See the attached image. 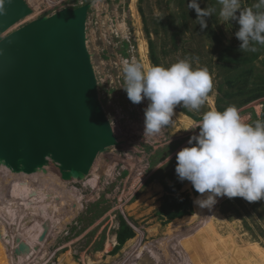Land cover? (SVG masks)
<instances>
[{
  "label": "rangeland",
  "instance_id": "374dc122",
  "mask_svg": "<svg viewBox=\"0 0 264 264\" xmlns=\"http://www.w3.org/2000/svg\"><path fill=\"white\" fill-rule=\"evenodd\" d=\"M29 1L34 13L8 32L65 6L86 1L95 3L90 18L89 45L100 80L101 98L117 132L126 142L102 155L95 172L81 182L63 181L55 167L48 175L16 173L17 179L12 182L1 169L0 264H146L149 261L151 264H215L213 256L219 253L206 252L205 242L219 247L223 259L220 261L224 264L234 261L264 264V200L249 203L240 197H217V203L207 209L206 214L202 212L185 225L173 224L158 214L168 194L165 187L159 179L148 182L152 174L160 172L176 158L190 137L198 135L196 126L201 120H194L187 112L202 116L216 109V87L221 79L216 64L218 50L232 42L240 45L235 36L238 22L221 21L217 0H198L201 8L217 9L218 23L212 26L207 23L204 29L196 21L195 10L187 7L190 0L183 4L180 0ZM254 3L255 0H242V7H251ZM184 11L183 20L180 17ZM172 12L179 18L176 22L181 32L176 45L172 30L166 32L156 23ZM145 19L151 35L146 30ZM210 28L219 35V41L214 40ZM263 57L264 52L256 62L259 64L258 60ZM182 59L190 61L193 68L208 71L213 86L206 102L199 111L177 105L170 125L157 135L143 137L147 101L133 104L121 88L123 63L135 61L168 66ZM263 109L264 97H261L238 110L246 122L252 123ZM165 173L164 169L160 172ZM27 175L30 186L24 182ZM184 192L193 200L200 196L189 181L181 186L179 194ZM59 202L60 207L56 209ZM45 203L51 206L45 205L42 212L41 204ZM27 208L29 211L24 212ZM120 217L133 227L135 235L115 250ZM152 224L157 227L156 232H152ZM43 226L48 228H43H47V232L45 239L40 240ZM203 229L204 235H198ZM182 232L185 234H180ZM20 241L28 244L30 250L16 254Z\"/></svg>",
  "mask_w": 264,
  "mask_h": 264
},
{
  "label": "water",
  "instance_id": "95a60500",
  "mask_svg": "<svg viewBox=\"0 0 264 264\" xmlns=\"http://www.w3.org/2000/svg\"><path fill=\"white\" fill-rule=\"evenodd\" d=\"M94 5H68L8 32L35 10L29 0H0V171L48 175L55 167L63 181L81 182L125 144L89 45ZM27 249L20 241L15 252Z\"/></svg>",
  "mask_w": 264,
  "mask_h": 264
},
{
  "label": "clouds",
  "instance_id": "9594fccd",
  "mask_svg": "<svg viewBox=\"0 0 264 264\" xmlns=\"http://www.w3.org/2000/svg\"><path fill=\"white\" fill-rule=\"evenodd\" d=\"M217 2L221 21L239 24L235 32L239 50L256 52L257 45L264 46V0L247 8L242 0ZM187 7L195 10L201 29L207 27L206 18L217 12L214 7L201 8L198 0H190ZM122 71L121 88L128 99L133 104L147 101L143 137L170 125L177 105L199 111L213 86L208 71L193 68L187 59L168 66L125 61ZM196 127L198 135L177 152L175 167L178 179L189 181L200 194L193 203L202 210L211 209L217 197H240L249 203L264 200V120L246 122L235 106H228L206 111Z\"/></svg>",
  "mask_w": 264,
  "mask_h": 264
},
{
  "label": "trees",
  "instance_id": "16d2710c",
  "mask_svg": "<svg viewBox=\"0 0 264 264\" xmlns=\"http://www.w3.org/2000/svg\"><path fill=\"white\" fill-rule=\"evenodd\" d=\"M185 0H180L181 4ZM209 2L213 0H208ZM256 2V0H255ZM216 14L214 13L211 18L207 17V23H212L210 26L214 25L217 22L215 18ZM186 17L185 11L182 13L180 19ZM179 18L174 16V12L170 13L165 19H159L157 25L161 26L164 31L168 32L172 30L173 42L176 45V39L180 35L177 20ZM146 30L148 35H151V30L149 28V23L146 21ZM235 22V21H233ZM185 22L183 26H185ZM186 27V26H185ZM157 31V30H156ZM158 32V31H157ZM210 32L213 35L214 40L219 41V35L210 28ZM152 47L154 43L150 40ZM264 52V46L257 45L256 52L241 51L239 46L232 42L228 45H223L218 50V60L217 66L221 73V79L218 83L217 97H216V109L223 111L228 106H235L237 109L242 108L243 106L249 104L250 102L264 97V57L261 58L259 64L256 62L261 53ZM154 61L157 62V59L154 58ZM188 116L192 117L194 120H201L202 116H197L191 112H187ZM256 117V116H255ZM256 120H264V109L261 115ZM186 146H189L188 144ZM185 147V146H184ZM161 154V153H159ZM163 159V157L161 158ZM177 164L176 158H173L168 162V164L160 169V172L164 169L167 171L165 174H160L156 172L151 175L148 182L158 180L166 189L167 195L165 200L158 210L159 216L166 221L171 223H182L185 225L187 220L194 221L197 219V215L203 212L194 204V213H193V199L189 193H181V186L187 181H180L175 172V167ZM167 180H171L172 183L168 184ZM196 195L199 194L195 190ZM208 193H205L206 197ZM196 197H194L195 199ZM193 213V214H192ZM192 214V215H189ZM186 215V216H185ZM135 235L133 227L125 220L123 217H120V224L116 231L117 245L115 250L120 249L123 244L130 238Z\"/></svg>",
  "mask_w": 264,
  "mask_h": 264
},
{
  "label": "bare ground",
  "instance_id": "6f19581e",
  "mask_svg": "<svg viewBox=\"0 0 264 264\" xmlns=\"http://www.w3.org/2000/svg\"><path fill=\"white\" fill-rule=\"evenodd\" d=\"M4 171H5V173L6 174H8V176H6L9 180H12V182H14V180L15 179H17V174L16 173H12V172H10V171H8L6 168L4 169V168H2ZM2 170V171H3ZM59 172V171H58ZM26 174V173H25ZM28 178H29V176L27 175L25 178H24V182L27 184L28 183V186H30L29 185V180H28ZM2 187H3V190L5 191V186H4V184L2 185ZM153 187V186H152ZM73 191V190H72ZM5 193V192H4ZM7 199V201L10 203V200H8V198H6ZM45 205L47 206V207H49V206H51V204L50 203H45V204H41V208L42 207H45ZM60 207V202L58 203V206L56 207V209L57 208H59ZM55 209V210H56ZM15 210V209H14ZM14 210H12V212H11V214H10V217H12L13 216V212H14ZM54 210V211H55ZM26 211H29L28 210V208H27V210H25L24 212H26ZM207 208H205V209H203V213L204 214H206L207 212ZM42 212H44V208H42ZM48 212V211H47ZM19 214H17V215H20V212H18ZM50 213H48L47 215H49ZM202 214V213H201ZM201 214H199V215H197V218H198V216L200 217L201 216ZM206 223H208V221H206L205 222V226H206ZM174 224V223H173ZM176 224V223H175ZM180 224H182V223H180ZM184 225V224H183ZM39 226H42V225H39ZM44 227H47V226H43L42 227V229L41 228H39V230L41 229V231H44L45 229H43ZM151 227H153L154 228V230L152 231V232H156L158 229H157V227L155 226V224H152L151 225ZM47 229V228H46ZM206 231H205V229H203V230H200V232H198L199 234H203L204 235V233H205ZM127 247V246H126ZM164 249V248H163ZM165 250V249H164ZM183 251V250H182ZM180 252V251H179ZM196 253V252H195ZM214 253H216V252H214ZM219 254L218 255H214L213 256V259H216V260H214L215 261V264H224V261L223 262H221L220 260H223V259H221V252H218ZM157 254V253H156ZM181 256V255H180ZM181 258H182V256H181ZM168 261V260H167ZM165 262V261H164ZM169 262V261H168ZM221 262V263H220ZM235 263H233V264H237V262L236 261H234ZM152 263V261H149L148 263H146V264H151ZM165 263H167V262H165ZM190 264V263H189Z\"/></svg>",
  "mask_w": 264,
  "mask_h": 264
},
{
  "label": "flooded vegetation",
  "instance_id": "af4514ba",
  "mask_svg": "<svg viewBox=\"0 0 264 264\" xmlns=\"http://www.w3.org/2000/svg\"><path fill=\"white\" fill-rule=\"evenodd\" d=\"M235 21V20H234ZM199 217V216H198ZM175 224V223H174ZM172 225V224H171ZM173 231H175V232H177V230H173ZM180 234H185V232H182V233H180ZM198 235H200L199 233H198ZM204 237V236H203ZM212 244V243H211ZM211 244H208V243H206L205 242V244H203L204 246H205V248H206V252H209V253H214V252H216V253H218V249H219V247L214 243L213 245H211ZM198 246V245H197ZM202 246V245H201ZM194 264V263H193Z\"/></svg>",
  "mask_w": 264,
  "mask_h": 264
}]
</instances>
